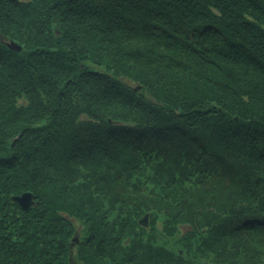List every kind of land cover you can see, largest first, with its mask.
I'll return each mask as SVG.
<instances>
[{
    "label": "trees",
    "instance_id": "16d2710c",
    "mask_svg": "<svg viewBox=\"0 0 264 264\" xmlns=\"http://www.w3.org/2000/svg\"><path fill=\"white\" fill-rule=\"evenodd\" d=\"M0 264H264V0H0Z\"/></svg>",
    "mask_w": 264,
    "mask_h": 264
},
{
    "label": "water",
    "instance_id": "95a60500",
    "mask_svg": "<svg viewBox=\"0 0 264 264\" xmlns=\"http://www.w3.org/2000/svg\"><path fill=\"white\" fill-rule=\"evenodd\" d=\"M8 46L12 49L20 50L21 46L16 44L15 42H8ZM12 202L19 204L23 209L28 210L31 207L36 206V197L31 192H26L22 195L14 196L12 197ZM148 219L149 215L146 214L145 217L140 221V224L143 226H148ZM74 242H78V238L74 237Z\"/></svg>",
    "mask_w": 264,
    "mask_h": 264
},
{
    "label": "rangeland",
    "instance_id": "374dc122",
    "mask_svg": "<svg viewBox=\"0 0 264 264\" xmlns=\"http://www.w3.org/2000/svg\"><path fill=\"white\" fill-rule=\"evenodd\" d=\"M149 215V214H148ZM148 221H149V219H148ZM76 223V222H75ZM149 223V222H148ZM76 225H77V227H78V229L80 228V225L78 224V223H76Z\"/></svg>",
    "mask_w": 264,
    "mask_h": 264
}]
</instances>
